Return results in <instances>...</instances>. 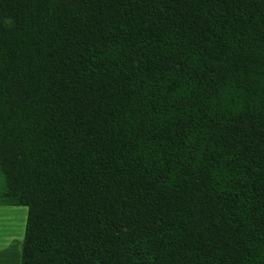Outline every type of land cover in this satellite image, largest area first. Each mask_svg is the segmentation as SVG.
Returning <instances> with one entry per match:
<instances>
[{
	"label": "trees",
	"instance_id": "trees-1",
	"mask_svg": "<svg viewBox=\"0 0 264 264\" xmlns=\"http://www.w3.org/2000/svg\"><path fill=\"white\" fill-rule=\"evenodd\" d=\"M0 205L20 264H264V0H0Z\"/></svg>",
	"mask_w": 264,
	"mask_h": 264
},
{
	"label": "crops",
	"instance_id": "crops-1",
	"mask_svg": "<svg viewBox=\"0 0 264 264\" xmlns=\"http://www.w3.org/2000/svg\"><path fill=\"white\" fill-rule=\"evenodd\" d=\"M10 214L12 215L10 218H5V215ZM0 215L4 217L0 224L9 220L6 233L9 238L3 239L1 237L4 225L0 227V264H20L21 242L24 235L27 208L0 205Z\"/></svg>",
	"mask_w": 264,
	"mask_h": 264
},
{
	"label": "rangeland",
	"instance_id": "rangeland-1",
	"mask_svg": "<svg viewBox=\"0 0 264 264\" xmlns=\"http://www.w3.org/2000/svg\"><path fill=\"white\" fill-rule=\"evenodd\" d=\"M11 214H12V213H11ZM11 214H10V215H5V218H6V217L10 218V216H12ZM17 214H18V213H17ZM2 218H4V217L0 215V221L3 220ZM8 221H9V220H6V221H4V222H1V224H0V227H2L1 225H4L3 230H2L3 233H1V237H2L3 239H7V238H9V237L7 236V234H6V233H7V224H8Z\"/></svg>",
	"mask_w": 264,
	"mask_h": 264
}]
</instances>
